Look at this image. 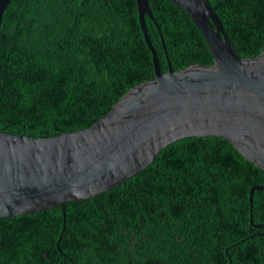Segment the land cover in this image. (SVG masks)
Here are the masks:
<instances>
[{
  "label": "trees",
  "instance_id": "1",
  "mask_svg": "<svg viewBox=\"0 0 264 264\" xmlns=\"http://www.w3.org/2000/svg\"><path fill=\"white\" fill-rule=\"evenodd\" d=\"M240 58L264 51V0H208ZM159 68L211 66L206 42L168 0H148ZM154 78L135 0H11L0 22V131L86 129ZM264 170L219 137L167 145L95 197L0 218V264H264ZM250 215L253 225L250 224Z\"/></svg>",
  "mask_w": 264,
  "mask_h": 264
},
{
  "label": "water",
  "instance_id": "2",
  "mask_svg": "<svg viewBox=\"0 0 264 264\" xmlns=\"http://www.w3.org/2000/svg\"><path fill=\"white\" fill-rule=\"evenodd\" d=\"M203 36L214 63L159 68L145 18L135 0L154 78L130 89L86 129L47 138L0 131V218L62 207L109 191L148 167L167 145L188 137H219L264 170V51L240 58L208 0H168ZM11 0H0V22ZM255 185L249 191L250 213ZM250 224L253 225L250 215ZM264 227V225H253Z\"/></svg>",
  "mask_w": 264,
  "mask_h": 264
}]
</instances>
